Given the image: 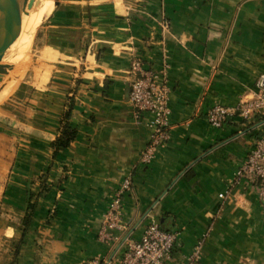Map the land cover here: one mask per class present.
I'll return each instance as SVG.
<instances>
[{"label": "crops", "instance_id": "crops-1", "mask_svg": "<svg viewBox=\"0 0 264 264\" xmlns=\"http://www.w3.org/2000/svg\"><path fill=\"white\" fill-rule=\"evenodd\" d=\"M35 43L40 64L27 95L0 108V264H121L122 251L98 233L128 175L123 238L138 240L157 222L179 233L174 264L203 237L199 264H264V201L257 186L234 182L264 112L221 129L208 121L214 104L259 92L264 0H61ZM136 54L155 69L167 54L170 66V138L147 166L149 116L137 122L130 103ZM71 98L77 138L55 155Z\"/></svg>", "mask_w": 264, "mask_h": 264}, {"label": "built area", "instance_id": "built-area-1", "mask_svg": "<svg viewBox=\"0 0 264 264\" xmlns=\"http://www.w3.org/2000/svg\"><path fill=\"white\" fill-rule=\"evenodd\" d=\"M168 30V24H164ZM164 55L159 69L149 68L140 55H133L129 68L130 103L134 117L141 122L149 116L151 138L140 157V164L150 165L156 158L158 149L170 138L171 108L169 105L171 87L169 85V63ZM259 92L255 97L242 100L236 106L214 104L208 111V121L215 129H221L231 118L239 116L243 120H251L264 112V73L257 82ZM261 134L257 138L248 157L236 171L234 182L240 185L244 181L259 189L260 198L264 201V121ZM133 190V176L128 175L120 183L113 194L108 208L103 215L98 239L122 251L121 264H174L173 253L180 246L179 233L164 230L159 223L151 222L141 238L136 240L130 236L123 238L127 229L124 220V197ZM232 191L220 194L223 200L230 198ZM206 238L196 244L193 252L178 264H199ZM83 264H110L103 258H92Z\"/></svg>", "mask_w": 264, "mask_h": 264}, {"label": "water", "instance_id": "water-1", "mask_svg": "<svg viewBox=\"0 0 264 264\" xmlns=\"http://www.w3.org/2000/svg\"><path fill=\"white\" fill-rule=\"evenodd\" d=\"M60 1L54 0V9L59 6ZM40 2V0H0V84L13 70V65L4 61L7 51L20 38L29 10Z\"/></svg>", "mask_w": 264, "mask_h": 264}, {"label": "rangeland", "instance_id": "rangeland-1", "mask_svg": "<svg viewBox=\"0 0 264 264\" xmlns=\"http://www.w3.org/2000/svg\"><path fill=\"white\" fill-rule=\"evenodd\" d=\"M45 19V17H44ZM44 23V20L41 22L40 25H37L33 27V30L28 32L26 35H29L30 40V46L25 52H20V51H7V54L5 56V62L10 63L13 65V70H11V73L5 77L4 81L0 84V91L6 88L8 84L11 83V91L8 93V95L4 98L3 101L0 102V108H4L5 106H9V104L13 101L17 102V98L21 95L26 96L29 89H28V82L32 81V76H33V70L35 66H38L39 63V57H40V49L35 43V38H36V32L38 28ZM10 52V53H9ZM13 52V53H12ZM15 59V62L9 61V58L11 57V54ZM21 55V57L19 56ZM29 57V58H28ZM17 59V60H16ZM29 59V60H27ZM27 60V61H26ZM27 63H25V62ZM21 64V65H20ZM27 64V65H26ZM16 72V77L13 78L11 75L12 73ZM13 78V79H12ZM9 81V82H8ZM17 84V85H16ZM12 86H16L13 88ZM20 93V95H19ZM16 104V103H15ZM17 105V104H16Z\"/></svg>", "mask_w": 264, "mask_h": 264}, {"label": "bare ground", "instance_id": "bare-ground-1", "mask_svg": "<svg viewBox=\"0 0 264 264\" xmlns=\"http://www.w3.org/2000/svg\"><path fill=\"white\" fill-rule=\"evenodd\" d=\"M40 1L41 2L39 3V5L35 4L33 6V8L29 10V12L26 16V19L24 21L22 34H21L20 38L18 39V41L9 49V51L14 50V51H20L22 53L27 51V49L30 46V43H31L30 40L31 39L29 38V35L25 36V34H27L28 32L30 33V31L33 30V27L40 25L41 22L44 20V17L45 18L49 17V15L53 12L54 4H55L54 0H40ZM12 53L10 54L11 57L9 58V61L15 62V59L12 56ZM19 56L21 57L20 54H19ZM27 60H29V59H27ZM25 63H27V62H25ZM11 76L13 78H15L16 72L12 73ZM12 87L15 88L16 86L15 87L12 86ZM11 89L12 88H11V83H10V84H8V86H6V88H4L3 90L0 91V102L4 100V98L8 95V93L11 91ZM12 91H13V89H12Z\"/></svg>", "mask_w": 264, "mask_h": 264}, {"label": "trees", "instance_id": "trees-1", "mask_svg": "<svg viewBox=\"0 0 264 264\" xmlns=\"http://www.w3.org/2000/svg\"><path fill=\"white\" fill-rule=\"evenodd\" d=\"M73 106H74V98H71L69 101L67 110L65 111L63 115L61 134L59 138L53 143V147L55 149V155H58L61 151H64L65 149L69 148L71 143L77 138V130L74 129L70 124V120H71L72 113H73ZM43 189H47V188L43 186ZM32 197H33V194L32 193L29 194V212L23 221L25 231L26 229L29 228L31 224L32 215L36 208V205L31 202Z\"/></svg>", "mask_w": 264, "mask_h": 264}]
</instances>
